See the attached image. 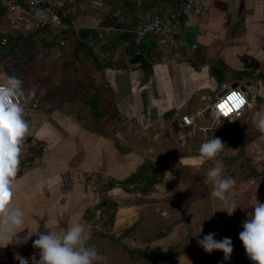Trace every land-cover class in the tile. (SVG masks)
Segmentation results:
<instances>
[{
	"label": "crops",
	"instance_id": "crops-1",
	"mask_svg": "<svg viewBox=\"0 0 264 264\" xmlns=\"http://www.w3.org/2000/svg\"><path fill=\"white\" fill-rule=\"evenodd\" d=\"M185 1L47 0L70 22L74 32L84 31L87 35L80 62L98 73L102 83L98 86L105 91L101 97L105 95L106 101L99 99L102 115L94 114V118L87 98L83 102L89 112L81 107L82 101L80 106L76 95L39 99L26 96L30 86L24 91L22 100H28L26 119L30 128L22 145L12 204L23 210L25 223L12 243L0 238V264H13L15 254L35 264L39 258V250L33 247L37 232L64 231L75 222L83 223L85 229L89 227L90 213L107 195L105 182L124 181L152 159V149L141 150L119 142L122 132L114 126L118 120L134 126L135 137L143 136V143L145 136L166 131L203 135L224 132L226 141L237 143L236 149L243 153L241 161L264 163V133L256 127L259 114L264 113V0H202L206 14L174 28L175 38L196 44L195 51L165 53L154 37L136 45L131 31L178 9ZM14 19L15 15L6 11L0 14L2 38L5 33L16 39L27 36L28 29L14 26ZM54 30V36H33L35 45L59 42L58 46L69 44L70 48V37L74 50V33ZM1 73L0 83L6 75L13 76L11 72ZM225 86L241 89L249 99L250 106L241 118L224 129L215 125L207 134L196 125L182 123L184 115L195 118ZM35 102L40 104L33 108ZM106 104L111 108L104 109ZM238 155L235 152L230 157ZM251 170L264 182V167ZM66 172L71 177L67 182L63 176ZM259 191L264 195V186Z\"/></svg>",
	"mask_w": 264,
	"mask_h": 264
},
{
	"label": "rangeland",
	"instance_id": "rangeland-1",
	"mask_svg": "<svg viewBox=\"0 0 264 264\" xmlns=\"http://www.w3.org/2000/svg\"><path fill=\"white\" fill-rule=\"evenodd\" d=\"M42 31L36 35L28 28L27 36L13 38L17 42L12 41L7 47L0 45V63L7 60V63L0 64V76L1 72H11L19 77L23 81L24 91L29 86L32 88L26 95L30 98L61 96L68 99L79 91V104L81 106L82 101L81 107L89 112L84 103L88 95L98 92L101 96L105 93L103 86H100L102 83L98 73L88 65L83 66L84 61L80 62L83 58H74V50L71 49L73 40L70 37V48L69 44L58 46L59 42L55 46H44L43 43L35 45L33 36L56 35L49 29ZM10 50L12 52L8 54ZM4 66L9 68L6 70ZM104 99L105 95L100 98L105 103ZM215 101L213 98L209 105ZM107 106L109 104L103 108L107 109ZM90 113L94 117L92 110ZM122 123L121 120L114 123L122 132L119 142L130 147H141V150L152 149V159L149 161L165 167L166 172L164 179L153 186L138 182L129 187L126 184L118 187V181L105 182L107 195L102 197L101 206L99 204L97 209L90 211L91 220L88 221L91 225L86 227L91 235L89 243L95 246L101 257L96 264H253L245 253L239 234L243 231L242 223L254 211L257 200L264 203V195L259 191L264 182L251 170L253 167H264V163L253 164L247 159L241 161L243 153L236 149L237 143L226 141L224 132L203 135L166 131L161 135L145 136L143 143V136L135 137L134 126ZM112 128L111 123L108 130ZM212 136L220 138L225 144L217 160L222 161L226 175L236 180L231 202L237 209L231 216L220 211L223 209L222 202L211 197V185L205 183L206 172L213 162H207L200 169L180 162L182 157L197 155L200 145ZM235 152L239 155L231 158ZM252 180H255V187L251 184ZM111 192L114 194L110 196ZM74 212L77 213L76 210ZM209 233H214L215 239H231L233 252L229 260L224 259L223 252L206 253L197 244L200 238ZM38 261L36 257L35 264Z\"/></svg>",
	"mask_w": 264,
	"mask_h": 264
},
{
	"label": "clouds",
	"instance_id": "clouds-1",
	"mask_svg": "<svg viewBox=\"0 0 264 264\" xmlns=\"http://www.w3.org/2000/svg\"><path fill=\"white\" fill-rule=\"evenodd\" d=\"M225 89H228L227 94L219 96L213 105L218 126L222 116L228 118L236 110L235 115L238 117L239 109L247 104L243 93L227 86ZM24 97L23 81L15 75H6L4 82L0 83V238H7L8 244L12 243L25 223L23 210L12 204L13 184L22 145L30 128L26 119L28 100H22ZM228 119L230 122L236 120ZM256 127L259 132L264 133V113L259 114ZM225 147L220 138L212 136L200 145L197 155L182 157L180 162L196 169L202 168L207 162H213V166L206 172L205 183L211 185V197L222 202L223 209L220 211L231 216L237 209L231 202L236 180L226 175L222 161L217 160ZM253 208L254 211L242 223L243 231L240 232L239 239L253 264H264V203L257 200ZM35 235L38 238L33 241V247L39 250L37 264H96L101 259L95 246L89 243L91 235L86 232L85 225L81 222L72 223L64 231L37 232ZM214 236V233H209L202 240H198L199 245L206 253L221 251L224 259L229 260L233 252L231 239L225 237L218 241ZM15 258L20 264H29L28 259L19 254Z\"/></svg>",
	"mask_w": 264,
	"mask_h": 264
},
{
	"label": "built area",
	"instance_id": "built-area-1",
	"mask_svg": "<svg viewBox=\"0 0 264 264\" xmlns=\"http://www.w3.org/2000/svg\"><path fill=\"white\" fill-rule=\"evenodd\" d=\"M0 7L8 14L15 15L13 23L20 25L23 29L30 28L33 32L45 29L68 30L72 28L71 25L63 21L57 10L50 4H44L34 0H0ZM206 12L207 8L203 5L202 0H186L185 3L178 9L163 13L151 21L143 23L133 32L131 31V33L134 35L137 46L147 38L154 37L157 41L158 47L165 53H189L195 51L197 49V45H191L187 42L177 40L174 36V28L179 27L183 21H192L195 18H200L204 16ZM106 30L111 31L112 28H107ZM125 32L128 33L129 31ZM10 37L9 33H5L1 44L3 46L7 45ZM229 88L236 90L238 93H243L247 100V104L244 108L239 109L240 115L238 117L235 115L236 110H233L228 117L230 119H239L244 115L245 110L250 106L249 99L241 89ZM227 91L228 89H225L219 96L222 97L226 95ZM216 101L211 105L202 107L196 114L195 118L184 115L181 118L182 123L186 126L196 125V127L204 134L211 131L215 125L216 128L224 129L233 121L230 122L228 118L222 116L220 118V125H217L213 109V105ZM37 106V102L32 104L33 108H36ZM63 176L66 182L68 179L71 180V177L68 176V172H66ZM251 184H253V181H251ZM16 255L17 254L13 255V264H20V261L15 258ZM19 255L28 259L24 255ZM28 262L31 264L29 259Z\"/></svg>",
	"mask_w": 264,
	"mask_h": 264
},
{
	"label": "trees",
	"instance_id": "trees-1",
	"mask_svg": "<svg viewBox=\"0 0 264 264\" xmlns=\"http://www.w3.org/2000/svg\"><path fill=\"white\" fill-rule=\"evenodd\" d=\"M0 9H2L5 12V10L3 8L0 7ZM60 16L62 19L64 18V17H62V15H60ZM63 21L66 22L67 24L70 23L66 19H63ZM49 30H51V29H49ZM62 31H69L70 33H74L75 40H76L75 47H74V58L77 60H80L79 58H80L81 52L83 51V49H85L87 47L86 42L84 41V39L87 37V35L84 33V31H81V32L78 31V33H76L73 31V29L62 30ZM41 32H42V30L41 31H34L33 34L37 35L38 33H41ZM1 41H2V36H0V45L2 46ZM12 41H13V38L11 37L8 45L11 44ZM13 42L15 43V42H17V40H14ZM8 45H5L3 47H7ZM11 52L12 51L10 50L8 54H10ZM76 92L79 93V91H76ZM77 93H75L74 95L77 96L78 95ZM100 98H101V96H99L98 92L91 93L87 97L88 105L90 106L92 112L95 114L96 117H100L102 115V112L100 111V107H101V104L99 102ZM165 172H166L165 167L160 166V165H155L152 161H148V162L144 163L143 165H141L138 168L136 173H133L130 177H128L124 181L116 182V183L121 184V185L126 184L129 186H132L138 182H146L147 185L153 186L155 184L160 183L164 179ZM116 183H114V184H116Z\"/></svg>",
	"mask_w": 264,
	"mask_h": 264
},
{
	"label": "water",
	"instance_id": "water-1",
	"mask_svg": "<svg viewBox=\"0 0 264 264\" xmlns=\"http://www.w3.org/2000/svg\"><path fill=\"white\" fill-rule=\"evenodd\" d=\"M34 1H38V2H42L44 4H47V0H34ZM126 187H128V185H126Z\"/></svg>",
	"mask_w": 264,
	"mask_h": 264
}]
</instances>
